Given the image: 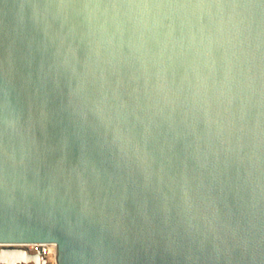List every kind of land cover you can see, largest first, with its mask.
Segmentation results:
<instances>
[{
    "label": "water",
    "instance_id": "1",
    "mask_svg": "<svg viewBox=\"0 0 264 264\" xmlns=\"http://www.w3.org/2000/svg\"><path fill=\"white\" fill-rule=\"evenodd\" d=\"M264 264V0H0V264Z\"/></svg>",
    "mask_w": 264,
    "mask_h": 264
},
{
    "label": "bare ground",
    "instance_id": "2",
    "mask_svg": "<svg viewBox=\"0 0 264 264\" xmlns=\"http://www.w3.org/2000/svg\"><path fill=\"white\" fill-rule=\"evenodd\" d=\"M28 247L30 249H36V248H38L34 244L28 245ZM45 256H46V259H47L48 264H52L51 259H53L54 264H56V249H55V246L53 244H50V248H49V250L46 251Z\"/></svg>",
    "mask_w": 264,
    "mask_h": 264
},
{
    "label": "built area",
    "instance_id": "3",
    "mask_svg": "<svg viewBox=\"0 0 264 264\" xmlns=\"http://www.w3.org/2000/svg\"><path fill=\"white\" fill-rule=\"evenodd\" d=\"M38 248H41L43 254H46V251L49 250L50 244H40V245H35Z\"/></svg>",
    "mask_w": 264,
    "mask_h": 264
},
{
    "label": "rangeland",
    "instance_id": "4",
    "mask_svg": "<svg viewBox=\"0 0 264 264\" xmlns=\"http://www.w3.org/2000/svg\"><path fill=\"white\" fill-rule=\"evenodd\" d=\"M25 247H27L28 248V246H25ZM34 250V249H33ZM52 258V257H51ZM51 261H52V264H54V261H53V259H51Z\"/></svg>",
    "mask_w": 264,
    "mask_h": 264
}]
</instances>
